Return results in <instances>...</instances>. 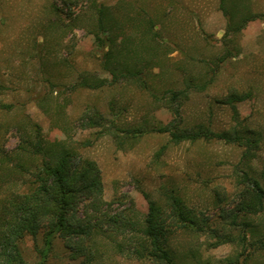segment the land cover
<instances>
[{
	"label": "rangeland",
	"instance_id": "1",
	"mask_svg": "<svg viewBox=\"0 0 264 264\" xmlns=\"http://www.w3.org/2000/svg\"><path fill=\"white\" fill-rule=\"evenodd\" d=\"M250 2L254 11L264 13V0ZM97 4L114 7L123 16L153 18L164 40L177 45L147 74L151 86L160 91L180 87L185 75L205 73L206 63L215 67L225 51L227 21L220 0H0V152L17 162L27 161L28 154L18 144L22 135L35 142L37 126L47 153L69 148L96 160L106 201L124 210L139 234L144 233L149 209L144 193L162 200L164 190H177L190 207L219 220L239 201L243 185H238L235 170L243 149L220 140L170 144L169 133L161 129L178 119L174 107L131 82L112 84L102 69L103 52L92 33ZM232 38L239 55L220 63L210 88L192 92L181 115L188 126L204 122L221 129L234 121L232 109L220 101L233 89L251 92L250 98L238 103L237 119L264 134V18ZM87 77L99 86L81 87ZM42 101L50 113L40 106ZM89 108L98 109L108 125L144 124L147 132L124 142L101 135L99 129L84 126ZM166 144L164 154L156 157ZM252 167L258 177L264 171V141ZM124 241L105 229L94 230L89 241L95 255L91 264H153L127 250L121 252L117 244ZM211 241L205 234H179L173 237V246L183 255L200 251L204 260L215 264L240 251L230 243L210 247ZM42 245L40 235L37 246ZM21 248L26 261H38L31 237ZM68 255L62 240L56 239L49 264H81Z\"/></svg>",
	"mask_w": 264,
	"mask_h": 264
},
{
	"label": "trees",
	"instance_id": "2",
	"mask_svg": "<svg viewBox=\"0 0 264 264\" xmlns=\"http://www.w3.org/2000/svg\"><path fill=\"white\" fill-rule=\"evenodd\" d=\"M114 9L105 4L95 5L92 29L96 44L103 52L101 67L110 75L111 83L131 82L174 107L178 119L161 129L169 133L170 144L220 140L241 147L242 156L235 170L238 185H243L239 201L231 211H223L219 220H213L190 207L177 190H164L162 200L150 199L144 193L149 209L144 233L139 234L124 210L118 211L113 208L114 202L106 201L97 161L69 148L47 153L36 126V141L22 135L18 144V149L28 154L27 161L17 162L11 154L0 152V264H30L21 248L26 237L36 243L38 261L35 264H49L56 239L62 240L70 259L91 264L95 255L89 241L96 229L123 236L125 241L117 244L121 252L127 250L153 264H190L189 256L191 264H215L204 260L200 251L183 255L173 246V237L179 234H205L213 240L210 247L230 243L240 248L219 264H264V171L258 177L252 167L263 148L264 134L237 119L238 103L250 98L252 93L233 89L220 101L232 109L234 121L221 129L204 122L188 126L181 115V107L191 93L210 88L220 63L239 55L232 36L251 22L263 19L264 13L254 11L250 0H220V9L227 21L222 37L225 51L215 67L203 61L205 73L185 75L180 87L172 85L160 91L151 86L147 74L176 51L177 45L164 40L153 18L141 14L123 16ZM79 84L87 88L99 86L92 84L88 77ZM10 106L3 105L6 109ZM40 106L45 112H51L43 101ZM83 121L86 128L99 129L101 135H111L120 142L147 132L144 124L127 127L113 122L108 125L104 115L95 108L84 112ZM168 146L163 145L156 157L160 158ZM217 194L223 199L222 194ZM40 235L42 247L37 246Z\"/></svg>",
	"mask_w": 264,
	"mask_h": 264
}]
</instances>
